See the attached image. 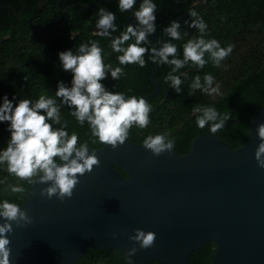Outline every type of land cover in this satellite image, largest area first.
Wrapping results in <instances>:
<instances>
[{"label": "water", "instance_id": "obj_1", "mask_svg": "<svg viewBox=\"0 0 264 264\" xmlns=\"http://www.w3.org/2000/svg\"><path fill=\"white\" fill-rule=\"evenodd\" d=\"M98 1L80 5L92 8ZM128 12L127 25H135L133 9ZM149 61L154 89L145 99L163 90L158 66ZM260 122L264 105L252 116L248 141L237 147L201 134L184 154L154 156L129 140L116 149L89 148L100 165L79 177L71 198L49 199L40 194L45 184L28 186L20 207L32 223H13L11 264H76L88 251L111 249L132 264H190L191 253L209 242L214 250L208 264H264V168L254 158ZM135 228L156 234L152 247L128 239ZM132 247L136 252L128 255Z\"/></svg>", "mask_w": 264, "mask_h": 264}, {"label": "trees", "instance_id": "obj_2", "mask_svg": "<svg viewBox=\"0 0 264 264\" xmlns=\"http://www.w3.org/2000/svg\"><path fill=\"white\" fill-rule=\"evenodd\" d=\"M39 0H0V104L3 97L15 103L19 99L33 102L40 95L55 97L58 82L71 86L72 74L65 71L59 61L60 51H75L80 43L97 41L102 48L105 63L121 67L123 75L113 80L110 73L101 83L112 92H121L128 96L142 97L154 87L150 81L153 65L145 54L146 65H120L111 48V39L94 36L96 31L97 9L103 7L116 15L115 24L118 36L127 25L130 13L120 12L118 0H99L96 6L85 8L80 4L92 6L96 0H47L42 7ZM42 3L45 0H41ZM141 0H136L134 10ZM157 5L153 37L148 47H160L157 37L170 40L162 34L163 29L175 20L181 24V32L188 31L186 41L199 36L196 29L189 28L184 21H190L189 11L193 8L207 24V39H216L221 47L234 45L228 57L215 66L211 60L203 69L186 67L176 73L183 83L180 92L173 90L170 83H165V75L171 71L169 65H157L156 80L163 90L148 99L152 106L149 113L150 123L146 128L135 125L129 130L128 140L143 143L149 135L163 134L174 140V151L184 154L189 151L192 140L201 134H212L210 126L201 129L197 126L193 109L197 105L215 107L218 112L231 111L225 127L214 136L224 140L232 147L244 144L249 139V126L253 114L264 105V0H153ZM66 9L65 12H63ZM137 23V21L135 20ZM134 42V41H130ZM178 47V57L182 58L180 45L184 41H172ZM187 73V75H184ZM214 77L215 87L219 93L209 95L196 90L189 95L190 84L199 75L203 81L205 74ZM59 103V98H56ZM67 106L61 107V120L67 122V131L78 135L79 143L88 142L89 148H98L99 143L91 135L87 122L81 126ZM59 127V125H53ZM8 122H0V150H3L10 138ZM213 135V134H212ZM96 142H93V141ZM121 175L127 174L118 168ZM20 183L18 178L10 175L5 165H0V201L4 199L21 205L27 195L29 184L24 181V193H12L11 185ZM214 244L209 242L193 251L190 264H208ZM76 264H132L128 258L117 250H92L81 256ZM145 264H159L150 261Z\"/></svg>", "mask_w": 264, "mask_h": 264}, {"label": "clouds", "instance_id": "obj_3", "mask_svg": "<svg viewBox=\"0 0 264 264\" xmlns=\"http://www.w3.org/2000/svg\"><path fill=\"white\" fill-rule=\"evenodd\" d=\"M136 0H118L120 12L134 9ZM157 5L153 0H141L138 9L134 10L137 23L128 24L118 36L115 24L116 15L103 7L97 9L96 31L94 36L111 39V48L120 54L117 56L120 65H146L145 54L150 51V60L157 65H169L171 71L165 77V83H170L173 90L180 92L183 83L176 73L186 67L203 69L208 60L219 67L221 61L230 55L234 45L221 47L216 39H207V24L199 17L193 8L190 10V21H184L189 28L196 29L199 36H193L186 41L188 31L181 32V24L172 20L163 29L162 34L171 39L157 41L160 47H148L151 43L149 34L156 31L155 20ZM134 41V42H130ZM172 41H184L182 58L178 57V47ZM207 55L208 60L205 59ZM59 61L65 71L71 72V86L58 82L55 97L40 95L34 102L29 99H19L15 105L7 96L0 104V122H8L10 138L3 150H0V165H5L7 172L18 178V184L11 185L12 193H24V181L29 185L45 184L40 194L47 198L55 196L64 201L71 198L73 190L80 182L79 177L91 172L94 166L100 165V160L93 152H89L88 142L79 143L78 135H71L66 130L67 122L61 120V107L71 109L70 114L83 126L88 123L91 135L103 145L116 149L128 140L129 130L135 125L146 128L149 123L151 105L144 97L127 96L121 92H112L101 83L110 73L113 80H119L124 74L121 67H113L105 63L102 48L97 41L80 43L75 51L68 49L58 53ZM187 75V73H184ZM214 77L205 74L203 81L195 76L189 88V95L201 90L209 95L219 93V85L215 87ZM197 126L201 129L210 126L214 135L225 127L231 116V111L220 113L215 107L197 105L193 109ZM53 125H59L54 127ZM259 143L254 151L258 167L264 168V122L256 127ZM93 142H96L95 140ZM143 147L150 150L154 156L165 151H172L175 142L166 135H149L143 140ZM0 264H11L9 234L13 232V223L23 227L32 223V218L20 205L4 199L0 201ZM130 241L138 242L141 248L153 246L156 234L140 228L133 229ZM115 238V233L112 234ZM136 248L128 249V255L135 254Z\"/></svg>", "mask_w": 264, "mask_h": 264}, {"label": "flooded vegetation", "instance_id": "obj_4", "mask_svg": "<svg viewBox=\"0 0 264 264\" xmlns=\"http://www.w3.org/2000/svg\"><path fill=\"white\" fill-rule=\"evenodd\" d=\"M60 1H61V0H57V5H59ZM46 2H47V0H45V2L42 3V6H44V5L46 4ZM65 11H66V9H65L63 12H65Z\"/></svg>", "mask_w": 264, "mask_h": 264}]
</instances>
